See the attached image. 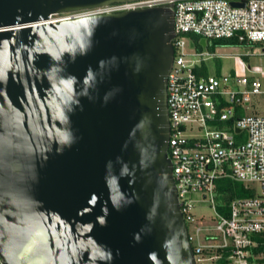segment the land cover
<instances>
[{
  "label": "water",
  "instance_id": "1",
  "mask_svg": "<svg viewBox=\"0 0 264 264\" xmlns=\"http://www.w3.org/2000/svg\"><path fill=\"white\" fill-rule=\"evenodd\" d=\"M127 1L0 0L3 264H195L168 153L173 8L50 19Z\"/></svg>",
  "mask_w": 264,
  "mask_h": 264
},
{
  "label": "built area",
  "instance_id": "2",
  "mask_svg": "<svg viewBox=\"0 0 264 264\" xmlns=\"http://www.w3.org/2000/svg\"><path fill=\"white\" fill-rule=\"evenodd\" d=\"M160 5L174 10L175 54L167 77L168 153L195 264H264V115L239 111L253 95H264L263 83L248 75L197 73L210 52L195 50L189 38H234L261 45L264 54V0H135L62 17ZM56 15L51 17L63 20ZM232 81L236 87L230 86ZM223 124L226 128L219 129ZM237 127L241 132H235ZM243 131L245 140L235 134ZM223 179L242 182L249 193L251 184L258 183L261 191L227 199L218 189ZM204 205L212 209L211 215H197L195 209Z\"/></svg>",
  "mask_w": 264,
  "mask_h": 264
},
{
  "label": "rangeland",
  "instance_id": "3",
  "mask_svg": "<svg viewBox=\"0 0 264 264\" xmlns=\"http://www.w3.org/2000/svg\"><path fill=\"white\" fill-rule=\"evenodd\" d=\"M68 13H59L55 17L69 15ZM193 37L198 38L196 35H189V38L194 39ZM213 40H208V43L210 44ZM201 49L204 50V47L196 44L195 50ZM206 49L210 52V56L204 61L208 74L215 76L229 75L230 77L246 75L259 77L264 87V54L262 53L261 45L250 43L238 45L225 44L219 45L214 49L211 46H207ZM188 50L193 51L191 48H188ZM230 86L236 87L233 81ZM240 110L243 115H264V95H253L250 104L244 105ZM218 128L225 129L226 125H220ZM230 131L234 132L233 128ZM235 134L241 140H245L247 137L246 131H243L240 135ZM238 183L239 185H243L242 182ZM251 186L253 189L249 194L260 193L261 187L258 183L251 184ZM195 212L197 215H211L212 209H210L209 205H204L195 209Z\"/></svg>",
  "mask_w": 264,
  "mask_h": 264
},
{
  "label": "trees",
  "instance_id": "4",
  "mask_svg": "<svg viewBox=\"0 0 264 264\" xmlns=\"http://www.w3.org/2000/svg\"><path fill=\"white\" fill-rule=\"evenodd\" d=\"M193 40L195 41L196 44L202 47L199 38H194ZM225 44L238 45V44H246V43L239 42L234 38L214 39L210 44L207 42V46H211L213 49L219 45H225ZM196 71L199 74H205V75L208 74L204 61L200 66L196 68ZM239 111L241 112L240 109ZM218 189L222 192L224 198L227 199L233 198L235 196H246L249 194V191L245 189L244 184L239 185L238 182L232 181L230 179H223L218 181Z\"/></svg>",
  "mask_w": 264,
  "mask_h": 264
},
{
  "label": "bare ground",
  "instance_id": "5",
  "mask_svg": "<svg viewBox=\"0 0 264 264\" xmlns=\"http://www.w3.org/2000/svg\"><path fill=\"white\" fill-rule=\"evenodd\" d=\"M52 21H56L55 18H53V16L50 18ZM61 19H68V17H62Z\"/></svg>",
  "mask_w": 264,
  "mask_h": 264
}]
</instances>
